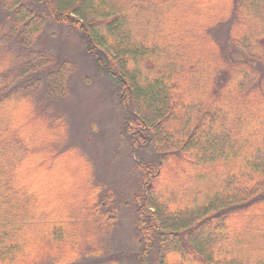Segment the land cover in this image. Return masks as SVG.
<instances>
[{
    "label": "trees",
    "instance_id": "obj_1",
    "mask_svg": "<svg viewBox=\"0 0 264 264\" xmlns=\"http://www.w3.org/2000/svg\"><path fill=\"white\" fill-rule=\"evenodd\" d=\"M1 8L29 51L20 63L0 55V264L95 258L98 229L117 218L113 191L85 155L32 151L40 140L27 130L54 114L76 70L32 50L49 23L76 30L113 78L133 152L160 156L135 161L141 264H264V0H4ZM35 70L53 97L38 99L41 112ZM54 115L52 129L63 132Z\"/></svg>",
    "mask_w": 264,
    "mask_h": 264
},
{
    "label": "rangeland",
    "instance_id": "obj_2",
    "mask_svg": "<svg viewBox=\"0 0 264 264\" xmlns=\"http://www.w3.org/2000/svg\"><path fill=\"white\" fill-rule=\"evenodd\" d=\"M3 2L4 0H0V25L7 30L0 46V55L10 56L16 63H20L22 55H28L29 50L21 49L18 45L21 43L8 32L11 23L8 13L1 8ZM33 44L32 50L49 53L53 60H58L57 64L66 60L72 62L76 70L66 78V98L52 101L54 114L61 115L65 120L63 132L52 129L58 119L53 113L52 116L48 115L50 118H43V114H40L37 122L27 130L32 136V141H35L37 136L40 140L32 144V151L44 149L47 153L59 155L68 152L69 147L76 148L94 166V176L98 182L113 191V206L118 212L116 222L111 227L104 232L97 228L102 254L88 260L81 259V262L79 260L74 264H98L113 258L121 261L120 264H141L138 257L142 241L135 228L137 217L134 195L139 189L138 183L142 175L134 171L135 161L153 158V161H156L160 156L149 147L133 152L132 142L124 130L125 115L119 105L115 82L96 67L93 58L86 51L85 40L76 30L65 25L49 23L43 27L41 35L35 38ZM37 71L29 75L37 73L36 76L43 78L35 95L39 107L37 111L41 112L45 104L40 103L38 99L53 97L45 92V76ZM32 81L33 78L30 77L24 80V83L32 87L36 82ZM46 122L48 126L44 129L42 125ZM33 177L39 181L37 174ZM42 185L49 190L53 187L50 181ZM94 229L96 230V227ZM81 234L83 238L87 235L85 227L81 229ZM96 258L99 259L98 262H95Z\"/></svg>",
    "mask_w": 264,
    "mask_h": 264
}]
</instances>
